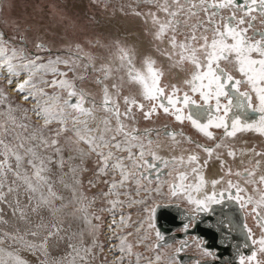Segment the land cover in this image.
<instances>
[{
  "label": "snow or ice",
  "instance_id": "snow-or-ice-1",
  "mask_svg": "<svg viewBox=\"0 0 264 264\" xmlns=\"http://www.w3.org/2000/svg\"><path fill=\"white\" fill-rule=\"evenodd\" d=\"M16 8L0 264H264V0Z\"/></svg>",
  "mask_w": 264,
  "mask_h": 264
},
{
  "label": "rangeland",
  "instance_id": "rangeland-1",
  "mask_svg": "<svg viewBox=\"0 0 264 264\" xmlns=\"http://www.w3.org/2000/svg\"><path fill=\"white\" fill-rule=\"evenodd\" d=\"M53 2V0H16V4H17V8H16V14H23L25 11V5H31V4H42V3H50ZM55 2H62V0H55ZM77 4L81 2L79 11L81 13L87 11L89 15H91L93 12H96L95 9L89 10L87 8L88 5V0H76ZM20 6H19V5ZM79 5V4H78ZM82 7V8H81ZM21 9V10H20ZM21 12V13H20ZM27 12L29 14L33 13V8L32 7H28ZM38 14V13H37ZM97 15H99V13L97 12ZM106 19V18H105ZM102 22H104L102 20Z\"/></svg>",
  "mask_w": 264,
  "mask_h": 264
},
{
  "label": "bare ground",
  "instance_id": "bare-ground-1",
  "mask_svg": "<svg viewBox=\"0 0 264 264\" xmlns=\"http://www.w3.org/2000/svg\"><path fill=\"white\" fill-rule=\"evenodd\" d=\"M18 5H19V4H18ZM20 5H21V4H20ZM20 5H19V6H20ZM80 5H81V2H80ZM81 8H82V7H81ZM20 10H21V9H20ZM20 13H21V12H20ZM17 14H19V13H17Z\"/></svg>",
  "mask_w": 264,
  "mask_h": 264
},
{
  "label": "water",
  "instance_id": "water-1",
  "mask_svg": "<svg viewBox=\"0 0 264 264\" xmlns=\"http://www.w3.org/2000/svg\"><path fill=\"white\" fill-rule=\"evenodd\" d=\"M168 227H171V225H167Z\"/></svg>",
  "mask_w": 264,
  "mask_h": 264
},
{
  "label": "crops",
  "instance_id": "crops-1",
  "mask_svg": "<svg viewBox=\"0 0 264 264\" xmlns=\"http://www.w3.org/2000/svg\"><path fill=\"white\" fill-rule=\"evenodd\" d=\"M80 5V3H78Z\"/></svg>",
  "mask_w": 264,
  "mask_h": 264
}]
</instances>
